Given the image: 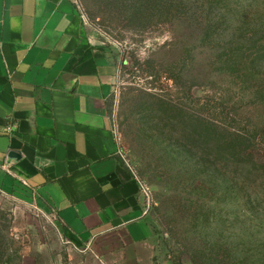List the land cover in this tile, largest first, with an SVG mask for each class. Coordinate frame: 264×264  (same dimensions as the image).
<instances>
[{
	"label": "rangeland",
	"instance_id": "374dc122",
	"mask_svg": "<svg viewBox=\"0 0 264 264\" xmlns=\"http://www.w3.org/2000/svg\"><path fill=\"white\" fill-rule=\"evenodd\" d=\"M75 1L114 57L119 148L163 256L264 264V0ZM71 249L55 211L0 190V264Z\"/></svg>",
	"mask_w": 264,
	"mask_h": 264
},
{
	"label": "crops",
	"instance_id": "0c3cea01",
	"mask_svg": "<svg viewBox=\"0 0 264 264\" xmlns=\"http://www.w3.org/2000/svg\"><path fill=\"white\" fill-rule=\"evenodd\" d=\"M116 69L75 0H0V190L55 211L69 264H173L114 138Z\"/></svg>",
	"mask_w": 264,
	"mask_h": 264
},
{
	"label": "built area",
	"instance_id": "2783aa9c",
	"mask_svg": "<svg viewBox=\"0 0 264 264\" xmlns=\"http://www.w3.org/2000/svg\"><path fill=\"white\" fill-rule=\"evenodd\" d=\"M76 2V1H75ZM79 10V9H78ZM80 12V15L82 17V19L85 21V22H90L89 19L87 18V16L85 15L84 12H82L81 10H79ZM14 126L13 124H10L8 126V130L11 132L13 130ZM113 134H114V138H115V141L117 142L118 146L120 147V141H121V136H120V133L118 132V129H117V124H116V121L113 117ZM119 153L123 156L120 148H119ZM124 158V157H123ZM132 170V169H131ZM133 171V170H132ZM133 173L135 174V176L137 177V179L139 180V183H140V187H141V192L142 194L145 196V199H146V203H147V206L148 208H151L152 207V202H153V197H152V193L150 191V189L148 188V186H146L144 184L143 181H141L139 179V177L136 175V173L133 171Z\"/></svg>",
	"mask_w": 264,
	"mask_h": 264
},
{
	"label": "trees",
	"instance_id": "16d2710c",
	"mask_svg": "<svg viewBox=\"0 0 264 264\" xmlns=\"http://www.w3.org/2000/svg\"><path fill=\"white\" fill-rule=\"evenodd\" d=\"M251 141H252V139H251ZM249 195H252L251 193H249ZM257 197V196H256Z\"/></svg>",
	"mask_w": 264,
	"mask_h": 264
}]
</instances>
